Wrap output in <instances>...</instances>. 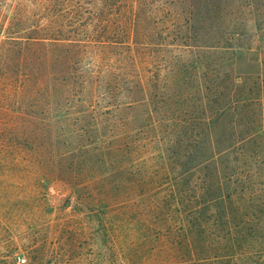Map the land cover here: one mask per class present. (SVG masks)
<instances>
[{
    "label": "rangeland",
    "instance_id": "obj_1",
    "mask_svg": "<svg viewBox=\"0 0 264 264\" xmlns=\"http://www.w3.org/2000/svg\"><path fill=\"white\" fill-rule=\"evenodd\" d=\"M68 1L65 8L31 5L27 11L172 13L178 26L193 12L190 0ZM79 1L91 5L75 6ZM207 6L209 20L200 24L198 40L180 48L168 45L169 37L158 55L166 68L178 58L199 61L190 89L182 91L188 92L193 116L206 110V121H215L205 136L195 129L194 141L179 138L177 148L165 147L169 162L184 163L189 156L191 167L206 165L208 179L196 173L188 184L187 177L181 182L196 200L191 199L189 219L190 264H264V0H209ZM184 35L190 38V32ZM169 76L172 95L179 83ZM170 105L165 102L164 110ZM74 111L66 110L62 120L58 108L16 105L0 115L6 129L0 141L9 145L0 149V264H121L114 250L121 254L124 247L141 245L146 189L158 180L147 184L144 155L131 154L123 135L110 137L127 129L123 115L115 125L97 116L96 124L88 113ZM66 124L80 129L71 143L63 138ZM69 144L90 145L85 154L67 152ZM206 186L230 200L204 199ZM101 206L104 216L96 214Z\"/></svg>",
    "mask_w": 264,
    "mask_h": 264
},
{
    "label": "trees",
    "instance_id": "obj_2",
    "mask_svg": "<svg viewBox=\"0 0 264 264\" xmlns=\"http://www.w3.org/2000/svg\"><path fill=\"white\" fill-rule=\"evenodd\" d=\"M208 1L190 0L193 4V12L188 13L190 19L178 26L172 13L33 12L27 11L31 5L56 9L70 6L71 2L49 0L29 4L18 0L8 4L7 0H0V115L16 105L32 110L58 108L63 112L62 120L66 118V110L88 113V119L96 124H99L97 116L115 125L118 116L123 115L127 129L110 137L123 135L131 154L144 155L147 184L156 185L155 179L158 180L157 187L146 189L148 201L143 213L146 231L139 249L124 247L121 254L114 250L121 264L136 261H140L139 264H190L191 261L189 219L194 208L191 199L194 203L196 200L184 184L196 173L208 179L206 165L200 169L198 165L191 167L189 156L184 163L169 162V151L165 147L177 148L180 139L194 141L195 129H200L199 134L205 136L204 130L209 133V124L215 121H206V110L201 114L199 110L198 116H193L188 92L182 91V88L190 89L192 70H196L199 61L188 63L178 58L166 68L158 55L164 50L159 46L169 37L172 39L167 44L180 48L186 47L187 41L198 40L203 29L200 24L209 20ZM83 4L91 5L74 2L77 7ZM147 5L151 6L152 2ZM7 6L8 10L2 12ZM180 27H184L183 32H190V38L182 37ZM165 71L167 75L163 76L161 73ZM172 74L179 84L177 91L169 95L172 83H167ZM196 79L200 84V77ZM165 102L171 104L167 110L163 108ZM2 119L0 117V138L6 132ZM70 126L64 127L63 138L71 143L79 136L76 132L80 129L72 130ZM93 126L95 123L91 122L90 127ZM94 145L100 150L105 148L97 142ZM87 146L69 144L66 151L87 154ZM8 147V142L0 141V149ZM171 165L178 169L176 174L171 172ZM184 177L187 178L182 185ZM202 196L215 204L231 197L229 194L223 197L222 192L209 186L203 189ZM105 211L101 206L96 214L104 216Z\"/></svg>",
    "mask_w": 264,
    "mask_h": 264
},
{
    "label": "built area",
    "instance_id": "obj_3",
    "mask_svg": "<svg viewBox=\"0 0 264 264\" xmlns=\"http://www.w3.org/2000/svg\"><path fill=\"white\" fill-rule=\"evenodd\" d=\"M21 261H23V260H21Z\"/></svg>",
    "mask_w": 264,
    "mask_h": 264
}]
</instances>
